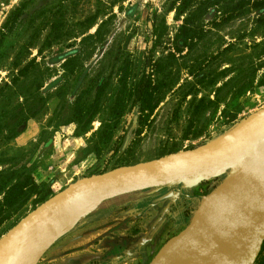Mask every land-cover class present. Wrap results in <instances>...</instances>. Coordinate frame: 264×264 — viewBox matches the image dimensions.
<instances>
[{
	"label": "rangeland",
	"instance_id": "rangeland-1",
	"mask_svg": "<svg viewBox=\"0 0 264 264\" xmlns=\"http://www.w3.org/2000/svg\"><path fill=\"white\" fill-rule=\"evenodd\" d=\"M261 1L190 0L178 13L180 1L173 0H0V169L25 165L42 191L48 190L46 199L100 171L217 145L264 109L262 87L237 99L231 88L219 87L236 75L237 66L256 62L264 42V3L251 6ZM33 58L42 73L17 75ZM146 70L154 89L143 108L152 110L138 104L129 109L133 84ZM78 103L92 105L89 120L72 117ZM197 129L201 133L193 136ZM224 179L222 174L191 187L163 185L179 187V212L154 223L150 240L158 210L147 199L138 204L148 207L144 217L124 219L125 206L88 197L49 224L57 226L81 209L72 226L40 244L34 264H133L156 239L161 247L180 231ZM37 196L3 220L0 236L42 202H32ZM262 260L264 239L252 264Z\"/></svg>",
	"mask_w": 264,
	"mask_h": 264
},
{
	"label": "water",
	"instance_id": "water-1",
	"mask_svg": "<svg viewBox=\"0 0 264 264\" xmlns=\"http://www.w3.org/2000/svg\"><path fill=\"white\" fill-rule=\"evenodd\" d=\"M230 131L229 137L213 147L190 148L167 159L119 166L68 184L10 228L4 236L9 245L6 264H16L23 240L40 222L59 216L88 197L107 200L169 183L191 187L222 174L246 186L251 209H221L210 219L198 214L197 207L188 223L147 264H252L264 239V109ZM167 196L169 192L156 199ZM206 223L209 229H203ZM241 223L245 231L237 233L235 241L221 250L209 249L210 242Z\"/></svg>",
	"mask_w": 264,
	"mask_h": 264
},
{
	"label": "trees",
	"instance_id": "trees-1",
	"mask_svg": "<svg viewBox=\"0 0 264 264\" xmlns=\"http://www.w3.org/2000/svg\"><path fill=\"white\" fill-rule=\"evenodd\" d=\"M173 1H180V4L177 9L178 13H181L190 2V0ZM263 3L264 1H261L257 3V6L256 4H254L251 7L258 8L259 6L263 5ZM13 14L14 13H10L4 24H7L8 19H10ZM150 27L152 31L151 34H153V29H155V27L152 23L150 24ZM180 38L185 42V37ZM255 46L259 45L256 44L254 45V47ZM151 48L152 45L150 48L146 47L145 49V66L149 64ZM255 59L256 62H249L246 65L240 64V66H237L236 75H234L232 78H226L219 86L226 87L227 89L231 88L233 90V99H237L241 94L245 92H252L253 90L260 87L264 88V42L260 43V47L255 53ZM38 66L39 63H37L33 58L29 60L25 65H23L19 70H17L16 74H27V72H29L39 75L42 73V71ZM260 69L262 70V72L259 76H257L256 73ZM15 80L17 79L13 77V81ZM149 86L150 73L146 70L142 72L140 77L133 84L131 90L132 99L129 104V109L138 104L140 105V110L142 111H144L143 109H146L148 111L152 110L151 106H148V108H143V103L145 99L148 95H150L151 91L154 89V87L150 88ZM32 89L33 91H31L30 93L36 94L38 90V85L36 84L35 86H33ZM61 91L62 90H57L55 94L59 96ZM228 106L229 103H224L221 112H223ZM120 111L121 110L119 107L118 110H116L117 116L120 114ZM93 112L94 109L91 104L82 105L78 103L77 109L73 112L71 111V115L72 117H85L86 120H89ZM200 133L201 129H197L194 132L193 136H198ZM15 135V133H12L10 137H14ZM2 164L3 162L2 160H0V165ZM47 191V189L42 191V188H40L34 182L29 169L25 165L14 162L8 168L0 169V224L11 214L17 212L32 195H38L37 198H34L32 200L33 203H40L41 201H43L45 199ZM257 264H264V260L259 261Z\"/></svg>",
	"mask_w": 264,
	"mask_h": 264
},
{
	"label": "crops",
	"instance_id": "crops-1",
	"mask_svg": "<svg viewBox=\"0 0 264 264\" xmlns=\"http://www.w3.org/2000/svg\"><path fill=\"white\" fill-rule=\"evenodd\" d=\"M47 146L50 147L49 141L47 142L45 147H47ZM41 179H43V178L42 177L39 178V180H41ZM161 187H163V186H159L158 187L159 189L156 190L155 192L147 191V189H149V188H143V189L135 190V191L128 192V193L119 194V195L114 196L112 198H109L105 201H110L107 204L110 207L112 205L113 206H125V209L122 213L124 219H127V218L136 219L137 217H144V213H146V210L148 207L146 205L140 206L138 204H139V201L142 202L143 200L147 199V201L150 202L151 207H154V208H150V209L158 210V213L156 215V220L154 222H152V224H150L151 226L148 229L149 230L148 232L151 234V236L148 234L149 236L146 239L150 240V239H153L152 234L156 231V229H155L152 232V229H153L152 225H154V223H155V225L159 226L162 221H165V220L167 221L166 216L168 214L171 215L170 212H172V213L173 212L174 213L179 212V208L177 207V202H176V200L178 199V194L180 192L179 190H177L179 187L173 186V185L166 186V187L164 186V188H161ZM167 192H169V196L170 197L172 196V197L170 199L166 200L164 202V204H160L158 206L155 205L154 202H156V201H154V200H157L156 198H158L159 196H161ZM119 208H122V207H119ZM80 210H78V211L73 210L72 212H70V214L68 213L69 216L67 218L63 217L61 222L65 221L66 219L67 220H69V219L75 220L76 215L78 214V212ZM61 215L62 214H60L57 217L50 218V219H47V220L40 222L42 224L39 223L31 232L28 233V235L26 236V238L22 242L21 250L19 252V256H18V259L16 261V264H22L23 262H24V264H34L37 256L40 254V251H41L40 244L45 242L48 237H52V236H49V231H50L48 229L49 224L53 223V221H57ZM74 220L71 222V224H73ZM45 221H47V222H45ZM61 224L62 223H60L59 225H57L55 227H57L59 230L61 227ZM46 230H47V232H46ZM59 231L63 232L61 230H59ZM141 233L143 234L144 231H142ZM156 242L157 243H155L153 245L145 247V250L143 251V253L141 255L137 254V252H135V254H137V255L134 256L135 260H134L133 264H147L152 259V257L155 255V253L158 251V249L160 248L159 240L156 239ZM5 243H6V245H4ZM37 247H39V249ZM0 248H1L0 249V257H1L0 258V261H1L0 264H6L9 245H8L7 239L4 236H0ZM152 248H153V250H151ZM5 252H7V253H5ZM5 254H6V256H5ZM26 258H28V259L26 260Z\"/></svg>",
	"mask_w": 264,
	"mask_h": 264
},
{
	"label": "bare ground",
	"instance_id": "bare-ground-1",
	"mask_svg": "<svg viewBox=\"0 0 264 264\" xmlns=\"http://www.w3.org/2000/svg\"><path fill=\"white\" fill-rule=\"evenodd\" d=\"M223 182L224 183L222 185L218 186L216 189H214L211 192L213 193L214 191H217L215 194L210 195L211 194L210 193L209 196L207 195L209 197L207 203H204V205H202L201 207H200L201 203L199 204V208L197 211L198 214H206L211 219V218H214L221 209H229V210H237V209L250 210L251 209L249 191L242 182L238 180H233L230 178L224 179ZM243 197H246L247 201H244V202L241 201V198ZM69 214H66L64 217L67 218ZM73 220L74 219H69V220L66 219L65 221L61 222L62 224L59 230L61 231L66 230ZM55 226L56 225L54 224L51 226H48V229L50 230L49 236H51V234L53 235L55 233H60L58 228ZM208 226H209V223L204 224L203 229H209ZM241 231L242 232L245 231L244 225L242 223L235 225L234 227H232L225 233L223 238L210 242L209 249L210 250H221L225 248L228 244L232 243L238 238L237 233ZM4 245H6V243ZM37 248L39 249V247ZM27 259L28 258H26V260ZM22 264H24V262Z\"/></svg>",
	"mask_w": 264,
	"mask_h": 264
}]
</instances>
